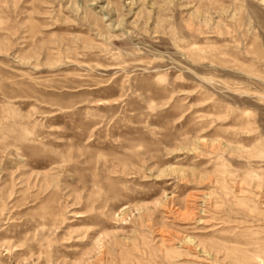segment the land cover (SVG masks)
Returning <instances> with one entry per match:
<instances>
[{
  "label": "rangeland",
  "instance_id": "1",
  "mask_svg": "<svg viewBox=\"0 0 264 264\" xmlns=\"http://www.w3.org/2000/svg\"><path fill=\"white\" fill-rule=\"evenodd\" d=\"M0 264H264V0H0Z\"/></svg>",
  "mask_w": 264,
  "mask_h": 264
},
{
  "label": "bare ground",
  "instance_id": "2",
  "mask_svg": "<svg viewBox=\"0 0 264 264\" xmlns=\"http://www.w3.org/2000/svg\"><path fill=\"white\" fill-rule=\"evenodd\" d=\"M251 256V255H250ZM252 257V256H251Z\"/></svg>",
  "mask_w": 264,
  "mask_h": 264
}]
</instances>
